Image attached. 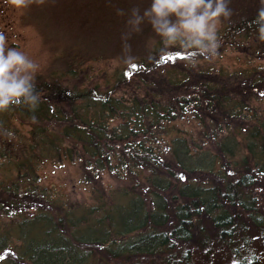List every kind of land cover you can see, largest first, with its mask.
<instances>
[{"label": "rangeland", "instance_id": "rangeland-1", "mask_svg": "<svg viewBox=\"0 0 264 264\" xmlns=\"http://www.w3.org/2000/svg\"><path fill=\"white\" fill-rule=\"evenodd\" d=\"M150 4L151 0H45L42 5L33 3L17 10L9 0H0V32L8 37L9 47L25 51L41 65L35 87L43 100L35 111L17 106L0 113V264L161 263L169 254L183 262L188 245L194 246L193 241L170 239L167 245L173 246L171 250L166 245L156 253L132 252L118 259L109 255L107 250H120L125 242L152 233L150 226L120 236L122 225L117 221L121 217L115 212L116 206L119 213V204L138 197L150 209L159 190L130 175L129 160L124 170H115L112 162L95 173L96 160L85 154L79 138L73 135L76 128L99 134L94 114L102 112L101 100L107 93L113 101L119 99L127 105L153 101L154 106L172 110L175 116L186 103L183 97L193 104L192 96L199 99L201 123L197 117H175L170 124L164 123L166 133L169 138L183 131L198 136L197 130L202 128L210 141L212 135H234L238 142L234 158L220 160L227 177L234 175L232 166H238L248 153L234 128L240 127L242 133L254 126L263 131L264 41L257 38V29L235 31L241 22L256 17L261 0H230L233 15L222 20L219 27L216 56L211 60L198 57L195 66L187 59L190 51L165 45L147 20L141 31L132 33L126 41L122 39V34L129 31L128 15H118L117 9L130 13L133 7H139L142 13ZM232 30L233 36L227 38ZM168 54L173 58L161 61ZM209 90L222 92L221 97H206ZM227 90L230 96L223 95ZM239 104L245 105L250 114L259 115L258 121L240 123L221 111ZM210 141L202 142L203 149L217 152ZM110 146L113 153L114 144L107 140L104 154H109ZM252 149L256 161L262 146L257 143ZM179 177H188L197 187L204 186L196 176ZM249 189L250 198L255 197L253 206L262 216L264 177ZM160 195L167 197L171 192L160 191ZM60 220L64 221L61 230L56 225ZM194 222L193 231L200 229L199 220ZM172 226L167 225L168 232ZM87 235L95 241L73 245L76 238ZM47 240L51 250L43 246ZM214 254L208 256L195 247L191 260L196 264L233 262L222 257L226 254L222 250ZM260 260L264 264V256Z\"/></svg>", "mask_w": 264, "mask_h": 264}, {"label": "trees", "instance_id": "trees-1", "mask_svg": "<svg viewBox=\"0 0 264 264\" xmlns=\"http://www.w3.org/2000/svg\"><path fill=\"white\" fill-rule=\"evenodd\" d=\"M255 19L256 17L250 22H241L242 24H239L235 31L240 29L238 32L241 30L249 32L257 29ZM233 34L232 30L227 38ZM171 55L161 57V61L168 59ZM188 55L191 56L193 53ZM36 90L39 92L38 89ZM221 93L209 90L206 97L211 99L217 96L219 99ZM229 93L231 91L227 90L223 95L230 96ZM108 95L109 93L105 95V99L101 100L102 112L94 114V122H96L99 134L91 133L86 128H76L73 135L79 138L85 154L96 160L95 173L107 169L112 162H115L113 166L115 170H124L129 160L131 163L129 174L141 177L146 183L159 190V193H154L150 209L146 202L138 197L126 199L125 204H119L121 206H118L119 213L116 206L115 212L119 215L118 217H121V222L117 221L118 226L122 225L118 232L120 236L137 232L142 228L147 229L150 226L152 233L125 242L120 250H107L109 255L113 259H118L125 254L129 256L132 252L135 254L156 253L169 244L170 239H173L174 241L182 240L184 243L193 241L191 244L194 246L190 248L188 245V249L182 256L183 262L178 260L175 254H169L161 263L147 262L144 264L194 263L191 260V253L195 247L201 252L208 253V256H216L214 253L222 250L226 252L222 257H229V263L233 261L231 264H262L260 259L264 256V214L260 216L256 212L258 208L253 206L255 197L250 198L249 187L259 177H264V129L261 131L260 127L254 126L243 129L242 133L239 132L240 127L234 128V131H238L239 139L245 142L244 149L248 153L246 159L238 162V166H232L234 175L227 177L222 170L224 167H221L220 160L226 157L234 158L238 145L234 135H224L222 138L212 135L213 141H210L202 128L197 130L198 136H192L195 133L189 134V131H183L180 135L169 138L166 133L168 128L164 123L170 121V124L175 117L190 116L194 119L197 117L198 123H201V114L197 113L200 110L199 99L192 96L193 104L183 97L182 100L186 103L175 116L172 110H160L157 104L154 106L153 101L143 102L141 106L137 102L127 105L121 103L119 99L113 101ZM221 111L240 123L256 122L260 117L253 113L250 114V110L248 111L247 107L242 104L235 105L233 108L225 106ZM262 126L264 127V121ZM66 135L70 133L67 132ZM107 140L114 144L113 153L111 146L107 147L109 154L103 152ZM190 140L194 143L191 144ZM202 140L210 141L212 143L210 144L215 145L218 151L213 153L210 150H204ZM257 143H260L262 150L259 159L255 161L252 146ZM67 155L70 156L68 153ZM7 156L13 157L14 154ZM227 166L228 162L225 167ZM147 172H150V175H147ZM180 174L196 176L198 183L203 181L204 186L197 187L196 183L188 177L180 179ZM160 191L162 193L169 191L171 195L167 197L160 195ZM107 217L108 215L105 216L106 220ZM194 220H199L201 230L193 231ZM108 222L112 223L113 218L109 216ZM80 223L82 224V222L76 224ZM63 224V220L57 222L59 230ZM169 224L173 226L168 232L167 225ZM217 233L219 234L218 240H216ZM169 235L170 238H168ZM102 236V238L105 237L104 234ZM87 240L95 241L90 236L76 238L73 245L80 247L79 245ZM241 240L244 244H240ZM231 241L233 242L229 248L224 249ZM43 246L51 250L49 240ZM167 248L171 250L173 246L171 248L167 245ZM49 255L54 256L50 253ZM215 260L212 259V261Z\"/></svg>", "mask_w": 264, "mask_h": 264}, {"label": "clouds", "instance_id": "clouds-1", "mask_svg": "<svg viewBox=\"0 0 264 264\" xmlns=\"http://www.w3.org/2000/svg\"><path fill=\"white\" fill-rule=\"evenodd\" d=\"M17 10L26 9L33 3L42 5L45 0H9ZM230 0H151L141 13L133 7L130 13L117 9L120 16L128 15L126 26L129 31L122 34L127 40L130 35L141 31L147 20L165 45L179 46L193 55L187 59L193 66L198 57L213 59L219 48V27L222 20L233 15ZM258 9L255 24L257 38L264 41V0ZM41 65L25 51L8 46V37L0 32V113L17 106L35 111L41 97L35 87Z\"/></svg>", "mask_w": 264, "mask_h": 264}, {"label": "snow or ice", "instance_id": "snow-or-ice-1", "mask_svg": "<svg viewBox=\"0 0 264 264\" xmlns=\"http://www.w3.org/2000/svg\"><path fill=\"white\" fill-rule=\"evenodd\" d=\"M173 57H168V59H172Z\"/></svg>", "mask_w": 264, "mask_h": 264}]
</instances>
